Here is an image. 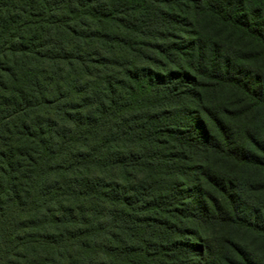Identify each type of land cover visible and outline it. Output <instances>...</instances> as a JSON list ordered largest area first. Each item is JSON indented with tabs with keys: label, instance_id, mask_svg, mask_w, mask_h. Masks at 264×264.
Returning a JSON list of instances; mask_svg holds the SVG:
<instances>
[{
	"label": "trees",
	"instance_id": "trees-1",
	"mask_svg": "<svg viewBox=\"0 0 264 264\" xmlns=\"http://www.w3.org/2000/svg\"><path fill=\"white\" fill-rule=\"evenodd\" d=\"M0 264H264V0H0Z\"/></svg>",
	"mask_w": 264,
	"mask_h": 264
}]
</instances>
